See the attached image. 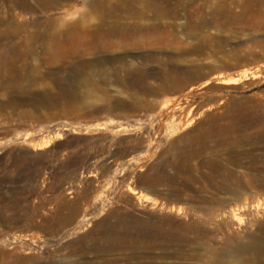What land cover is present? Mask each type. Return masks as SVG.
<instances>
[{
  "label": "rangeland",
  "instance_id": "obj_1",
  "mask_svg": "<svg viewBox=\"0 0 264 264\" xmlns=\"http://www.w3.org/2000/svg\"><path fill=\"white\" fill-rule=\"evenodd\" d=\"M263 160L264 0H0V264H264Z\"/></svg>",
  "mask_w": 264,
  "mask_h": 264
},
{
  "label": "bare ground",
  "instance_id": "obj_2",
  "mask_svg": "<svg viewBox=\"0 0 264 264\" xmlns=\"http://www.w3.org/2000/svg\"><path fill=\"white\" fill-rule=\"evenodd\" d=\"M125 2H126V0H125ZM117 8H119V7H117ZM163 9H164V6H163ZM23 56H24V54H23ZM244 76H246V75L242 73L237 78H234V77L230 78L229 77L228 79H225L224 82L226 84L234 83V82H237L238 80H240V78L244 77ZM194 118L195 117L188 119L185 122V127H189L190 125H192L195 121ZM231 132H232V129L227 130V129H223V128L213 132L212 134L210 132H203L202 133L203 136L200 140L192 142V143H195L194 145L198 146L196 148L195 154L202 155L206 151V149H208L210 147L211 142L215 143L216 146L229 145L230 144L231 146L237 148L238 146H240V143L244 142L245 140H248L249 137H251V139L253 137L251 134H249L247 132V130H244L243 126H238L234 129V131L232 133ZM235 152H236V150H235ZM238 153L240 155V152H238ZM244 154H245V152L242 155H244ZM236 156L238 157V155H236ZM235 163L238 165L240 164V162H235ZM263 163H264V160H263ZM213 170L215 172H217L218 171V165H214ZM245 185H248V184H245ZM249 185H251V184H249ZM69 189H71L70 190L71 192L73 191L72 190L73 187L72 188L70 187ZM73 209H74V213H78L80 211L79 207H77L76 205L73 207ZM54 217L58 218V215L57 216L54 215ZM58 220H60V219H58ZM114 247H118V222H117V224H113V225L110 224V226L106 230L103 231V238L96 239V241L92 242L90 244V246L88 245V251L90 250V251H94V252L104 253V252H107V251L113 249Z\"/></svg>",
  "mask_w": 264,
  "mask_h": 264
}]
</instances>
